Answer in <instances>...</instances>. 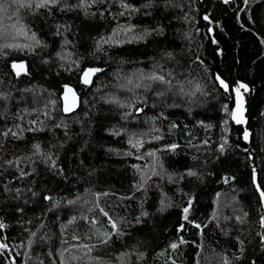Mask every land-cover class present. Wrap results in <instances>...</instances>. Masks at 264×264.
Returning <instances> with one entry per match:
<instances>
[{
  "label": "trees",
  "instance_id": "obj_1",
  "mask_svg": "<svg viewBox=\"0 0 264 264\" xmlns=\"http://www.w3.org/2000/svg\"><path fill=\"white\" fill-rule=\"evenodd\" d=\"M75 2L69 0V3ZM128 2L140 7L147 0ZM165 2L155 0L154 7L142 9L130 21L127 17L113 20L107 14L105 20H101L98 15L94 19H85L82 12L76 11H56L55 19L48 18L45 21L46 10L20 9L17 14L14 7L0 16L3 17L0 19L2 24H26L50 46L42 53L43 57L49 58L48 64H42L41 56L29 55L27 50L9 49L5 50L7 55H0V92H11L12 97L7 101V115H0V132L15 123L28 127L29 121L38 115L33 109H42L49 99L55 100L56 106L54 109L49 106L53 119L46 121L47 128H52L61 118L68 124L67 137L63 128H53L52 132L46 130L43 133L25 132L24 139L19 141L0 136L3 144L0 147V165H3L4 160L26 154L34 141H41L45 145L49 141L57 144L66 142L59 161L64 176H54L45 171L44 165H37L40 176L35 187L40 195L32 198L30 193L24 192L23 198L29 200L27 205L23 204V199H9V194L3 192V184L7 180L11 181L13 190L17 187L24 189L32 184L33 178L16 180L14 169L4 172L3 167H0V219L8 225L7 229L0 230V236H6L10 245L7 252L0 254V264H7L10 258L16 264H25V252L32 257L27 264H37L38 259H43L45 264H52L53 259L58 262V257L49 258L48 253L66 247L62 241H68L69 245L77 243L72 240L73 234L83 238L93 218L100 220L101 225L106 224V218L94 207L97 193L101 194L100 206L113 217L127 215L129 219L138 214L140 201L146 199L144 207L154 213L151 217L154 226L148 227L147 222L143 227L137 226L128 240L130 244L135 243L136 239L145 241L141 250L146 249L147 254L141 264H171L172 259H175L176 264H222L223 256L228 257L230 264H264V242L259 235L264 230L258 223L261 210L258 194L251 184L253 166L258 170L259 182L264 183V44L260 42L264 40V20L259 18L264 10V0H249L248 7L255 24L248 20L249 11H239L245 7L243 0H231L227 5L223 0H172L173 4L179 6L167 8ZM98 7L102 10L109 5L93 6L90 11H97ZM118 10V5H111L110 11ZM185 14L187 20L184 19ZM206 14L210 16L211 24L203 19ZM237 15L241 17L239 21ZM9 16L12 18L9 19ZM129 22L141 28L162 27L164 35L152 36L147 42L112 49L105 46L109 55L101 53L99 59L91 55L93 38L109 34L117 23ZM56 23L70 25L67 36L76 47L65 51L75 52L71 59L84 57L81 68L91 66L104 69L93 77L91 85L81 84V72L67 60L61 62L55 57L60 38L52 35L54 28L51 26ZM11 26L7 41L0 38V44L13 42L11 37L15 33ZM209 27L213 29L211 33L207 31ZM185 33H189L188 38H185ZM213 39L217 43H212ZM15 42L23 43L24 38L17 37ZM162 51H172L175 59L161 60ZM13 60H24L30 66L31 75L16 79L10 68ZM121 60L127 62L120 63ZM153 61L161 62L165 70L173 71V88L166 91V85L157 83L147 90L136 89V94L147 101L146 105L137 104L144 111L136 113L132 110L131 116L123 118L129 109L119 107L115 101L128 102L132 93L120 85H127L128 77L135 80L133 74L140 69L145 73L151 71ZM216 74L232 85L237 80L249 85L250 91L244 94L247 126L253 134L249 142L242 139L245 126L235 125L225 115L224 105L232 108L233 93H223L215 81ZM64 84L72 85L80 95L78 109L68 115L62 112L61 107ZM181 85L183 92L180 91ZM25 88H35V101L34 93H22L21 90ZM40 89L46 91L41 92ZM158 91H165V95L158 97ZM4 109L5 102L0 100V113ZM17 113L22 119H16ZM39 115L40 119H44L42 113ZM224 120H228V145L226 152L221 155L217 147L222 142ZM172 124L176 127L170 131ZM152 129L159 131L153 133ZM114 132L120 135H113ZM132 134L145 141L139 151L127 143ZM153 134L162 135L163 139L152 140ZM206 139L208 144L203 143ZM173 142L181 147L175 154L164 155L167 169L170 172L198 169L203 181L186 178L174 185L153 177L148 182L147 192L142 190L135 194L133 200L121 201V196L133 195L132 186L139 180V173L131 166L138 164L142 170H146L151 164L150 157L137 160L136 156ZM245 148L251 152V160ZM126 152L132 155H125ZM192 155H197L198 161L193 162L190 159ZM20 167L31 171L27 163H21ZM224 175L235 176L236 179L225 185L222 182ZM156 183L163 184V190L175 205L162 213L156 212L159 202ZM178 188L184 193L194 194V206L189 216L196 223L207 225L202 232L182 221L181 208L186 206L188 197L181 195ZM105 192L109 195H102ZM217 192L221 193V197L214 204ZM44 195L51 196L52 200L45 201ZM68 201L75 203L69 204ZM54 204L56 207H53ZM17 205L25 207L22 216L14 212ZM214 210L220 217V227H217V221L211 219ZM244 213L248 215L244 217L243 223L235 219L236 215L243 216ZM223 216L229 219L225 221ZM29 220L30 224L27 223ZM70 220L72 223H69ZM180 223H185V229L177 232ZM41 224L44 227L41 228ZM30 232L38 233V237L33 238L31 248L27 244ZM179 236H183L187 243L180 245L176 251L168 248V244L177 241ZM39 237L46 239L41 240ZM239 241H243V252L240 251ZM80 242L93 241L82 239ZM119 250V245L111 250L113 256ZM161 251L165 254L157 256ZM95 254L107 256V252L97 251Z\"/></svg>",
  "mask_w": 264,
  "mask_h": 264
},
{
  "label": "snow or ice",
  "instance_id": "obj_2",
  "mask_svg": "<svg viewBox=\"0 0 264 264\" xmlns=\"http://www.w3.org/2000/svg\"><path fill=\"white\" fill-rule=\"evenodd\" d=\"M224 4H230L231 0H223ZM245 5L244 8L239 9V11H249L248 20L249 22L255 24V20L250 13L249 10V0H243ZM108 4L109 7H104L102 10L98 7L97 11H90L93 6H104ZM111 5H118V11L112 12L110 11ZM155 6V0H147V2L140 7H135L133 4L129 3L128 0H76L75 3H69V0H0V13H8L9 11L15 8V12L18 14L20 9H29V10H46V14L44 15L45 21L48 18L55 19V12L59 11L60 13H69V12H82L85 19L95 18L97 15L101 20L106 19L107 16H110L113 20H116L117 17H127L130 21L132 16L141 12L142 9H149ZM167 7H178L179 5H175L172 3V0H166L165 5ZM147 14V13H145ZM12 17L9 16V19ZM261 20H264V10L261 11L260 17ZM185 20L188 19L187 14L184 17ZM203 19L208 21L209 24L212 23L209 15H204ZM241 17L237 15V20L239 21ZM14 29V35H12L13 42H5L0 44V55H7L5 50H16V51H25L27 50V54L29 55H37L41 56V63L48 64L49 58L43 57L42 53L46 51L50 46L40 38L36 31H32L26 24L20 25H12ZM54 28L52 31V35L54 37L60 38L59 49L55 52V57L61 61H68L72 67L78 69L81 72L79 77L80 83L88 86L93 83V77L96 76L97 73L103 72L104 69L101 67H84L81 68V63L84 57H80V59H71L75 56V52L73 51H65L67 48H75L76 45L72 40L68 39L67 34L70 32V25L67 23H56L51 26ZM243 27V24L241 25ZM209 33L213 31L211 27L207 29ZM164 30L162 27L155 28H141L133 23H125L120 24L117 23L115 27H112L111 32L107 35L100 34L98 38H93V51L91 55L97 59H99V54L103 53V55L108 56L109 52L105 49H112L114 47H120L126 44H138L147 42V40L152 36H163ZM189 33H185V38H188ZM17 37H23L24 42L19 43L15 42ZM0 38H4L6 41L8 39L7 31H0ZM264 44V40L260 41ZM212 43H217L215 39L212 40ZM175 54L172 51H162L161 52V60H174ZM127 61L121 60L120 63H126ZM202 63V61H201ZM63 66V65H62ZM11 72L14 73L16 79H20L22 76L27 77L31 75L30 66L24 60H13L10 64ZM71 70V69H67ZM135 76V80L132 77L127 78V85H120V87H126L127 91L132 93V98L125 103H121L119 100L115 102L121 108L129 109L124 113L125 119L132 115V110L136 113H142L144 111L143 107H137L138 103L147 104V101L136 94V89H150L153 84H162L166 85V91H171L173 88V71L171 69L165 70L164 65L159 61H153V69L147 73L144 72L143 69L137 71V73L133 74ZM119 78V77H118ZM215 81L218 82L219 88L223 90L224 94L234 93L235 101L234 107L231 109L227 104L224 105L225 115L233 121L236 125H243L242 130V139L245 142L250 141V137L253 135L250 132L248 125V119L246 118V107H245V92H249L250 88L247 83L237 80L234 85L230 84L225 78H223L220 74L215 76ZM2 83V81H0ZM191 83V81H189ZM131 85V87H128ZM63 88V108L62 112L73 113L75 109L78 107V96L73 87L68 84H64ZM197 90H199V85H197ZM22 93H34V101L36 99V90L35 88H25L21 90ZM41 92L46 91L45 89H40ZM180 91L183 92V86L181 85ZM51 95V94H50ZM158 97H163L165 95V91H158L156 93ZM11 92H0V100L5 102V109L3 113L0 115H7V101L11 99ZM231 98V97H230ZM24 99V96H21V100ZM49 106L53 109L56 106V101L49 99L43 106L42 109H33V111L38 112L37 118L29 121V126L24 128L21 127L19 123H15L12 127H6L3 132H0V136L5 139L11 138L14 141H19L24 139V133H43L46 130L48 132H52V129H61L63 128L64 134L67 137V129L68 124L65 123L64 118L57 123H54L52 128H47L46 121L53 119L52 113L49 111ZM40 113H42L44 119H40ZM87 115V113H85ZM162 115V113H161ZM264 115V114H262ZM16 119H22V116L17 113ZM176 127L175 124H172L170 127L174 129ZM158 129H152L153 133L158 132ZM229 131L228 128V120L222 121V142L218 145L217 151L219 154L223 155L226 152V147L228 145L227 133ZM113 135H120L119 132H114ZM53 138L54 133H53ZM70 139V137H69ZM152 140L160 141L163 139L162 135L153 134L151 135ZM66 142L61 143H52L49 141L46 145L41 141H34L28 147V152L23 155L15 156L11 159H7L3 161V171L7 172L9 169H14L17 175L14 176L16 180H25L29 178L32 179V184L22 189L20 187L15 188L14 190L11 188V181H5L3 184V192L9 194L8 198L14 201H20L23 199V204L27 205L29 200L23 198V193L27 192L31 194L32 198L37 197L40 193L36 190L35 184L39 180L40 173L37 170V165L42 164L45 167V171L51 173L54 176H64V169L59 166V161L61 157V150L64 148V144ZM132 148L139 151L140 148L144 146V139L137 137L135 134L129 136L127 141ZM189 143H191L189 141ZM204 144H208L209 141L206 139L203 141ZM3 144L0 142V147ZM181 145L178 143H169L164 144L160 148H155L149 150L143 155H137V160L144 159L145 156L151 158V164L147 166L146 170H142L141 166L138 164H133L131 167L139 173V180L133 184V195L131 196H121L119 199L121 201H131L135 198V194L140 191L147 192L149 187V181L156 177L159 181H167L169 184L178 185L180 182L184 181L186 178H196L198 180L203 181V175L200 174L198 169L187 168L183 172L169 171L165 166L164 155L165 154H175L177 149L180 148ZM111 151V149H110ZM244 151L248 153V159H252V154L248 148H245ZM125 155H132L131 152H126ZM219 157H217L218 159ZM190 159L193 162L198 161L199 157L197 155H192ZM21 163H27L31 171H28L24 168L20 167ZM83 162H81L82 164ZM206 164V162H204ZM2 174V173H0ZM212 173H208L211 175ZM66 179V176H65ZM235 176L229 177L228 175H224L222 177V182L225 185H228L230 180L234 181ZM251 184L254 187L255 193L258 194V203L261 210V215L259 217V226L262 230H264V183L259 182L258 180V170L255 166L251 169ZM155 187L159 191V202L158 207L156 208V212H164L168 208L174 207V202L171 197L163 190L162 183H156ZM181 195L187 196L188 199L186 201V206L181 208V219L187 224L192 225L196 229H200L201 232L203 228H206L207 225H202L200 223H196L192 219H190L189 213L193 210L194 206V194L184 193L182 189L178 188ZM96 200L94 202V207L99 209V212L103 217L106 218V224L101 225V221L93 218L90 221V227L88 233L82 238L81 236L73 234L72 240L77 241V243H73L71 245L68 244V241H62V244L67 245L57 252H49L48 257H58L57 260L53 259L52 264H141L144 261L147 250H141V247L144 245L145 241L136 239L135 243H128L129 238L132 237L133 231L137 226H145L147 222L148 227H153L154 224L151 221V217L154 213L149 212L144 205L147 203L146 199L140 201L139 212L137 215H134L131 219L128 218L127 215L113 217L109 213V211L105 210L104 207L100 206L99 197L101 194L97 193ZM102 195L108 196L109 193L105 192ZM221 197V193H216V200L213 203H218L219 198ZM43 199L45 201H51L52 197L49 195H44ZM59 202H57L58 204ZM69 204L75 203V201H68ZM88 203V201H85ZM56 207V204L53 205ZM14 212L20 214L21 216L25 213V207L17 205L14 208ZM248 213H244L243 216L236 215L235 219L241 223L244 222V217L247 216ZM75 217H73V220ZM83 219L87 220V217H83ZM212 220L217 221V227H220V217L217 212L214 210L212 213ZM228 216H223V220H228ZM27 223H31V221H27ZM69 223H72L70 220ZM97 225H101L97 227ZM8 225L4 222L3 219H0V230L7 229ZM44 227L41 224V228ZM185 229V223H180L177 227L176 231L181 232ZM25 231H29L25 229ZM227 235V231L224 232ZM260 239L264 242V231L260 234ZM34 237H38L37 232H30L28 237V247L31 248L34 244ZM41 240H45L46 237H39ZM85 241H93V242H80L81 240ZM239 240V238H237ZM187 243L183 236H179L177 241H172L168 244V248L173 251H176L180 245ZM241 244L240 251L243 252V241H239ZM119 245L120 249L114 256L112 254L113 249H115ZM22 245H17V247H21ZM10 248L9 243L7 242L6 236H0V254L7 252ZM97 251L107 252V256L105 255H96ZM165 253L163 251L157 253V256H163ZM19 255V253H17ZM25 256V264L29 260L32 259L28 252L24 253ZM239 259V256L236 257ZM7 264H16V261L10 258L7 261ZM37 264H45L43 259H38ZM171 264H176L175 259L171 260ZM222 264H230V261L227 256L222 257Z\"/></svg>",
  "mask_w": 264,
  "mask_h": 264
},
{
  "label": "water",
  "instance_id": "obj_3",
  "mask_svg": "<svg viewBox=\"0 0 264 264\" xmlns=\"http://www.w3.org/2000/svg\"><path fill=\"white\" fill-rule=\"evenodd\" d=\"M217 75V74H216ZM218 83V82H217ZM68 85H70V84H68ZM219 85V84H218ZM71 87H73L72 85H70ZM74 88V87H73ZM74 90L76 91V93H77V96H78V107H79V105H80V95H79V93L77 92V90L74 88ZM62 94H63V91H62ZM62 94H61V107L63 108V99H62ZM243 94H245V93H243ZM244 98H245V95H244ZM234 101H235V94L233 93V105H232V107H234ZM78 107L75 109V111L78 109ZM245 107H246V100H245ZM246 109H247V107H246ZM65 114V113H64ZM68 114H71V113H67L66 115H68ZM247 114V111H246V113H245V115ZM246 118H247V115H246ZM233 122V121H232ZM234 123V122H233ZM235 124V123H234ZM236 125V124H235Z\"/></svg>",
  "mask_w": 264,
  "mask_h": 264
},
{
  "label": "rangeland",
  "instance_id": "obj_4",
  "mask_svg": "<svg viewBox=\"0 0 264 264\" xmlns=\"http://www.w3.org/2000/svg\"><path fill=\"white\" fill-rule=\"evenodd\" d=\"M3 13H0V16H2ZM4 15V14H3ZM3 18V17H0V19ZM1 22V21H0ZM11 25H6L5 23L2 24V22L0 23V31H7L8 35L10 34L11 32V28H10ZM11 29V30H10Z\"/></svg>",
  "mask_w": 264,
  "mask_h": 264
}]
</instances>
